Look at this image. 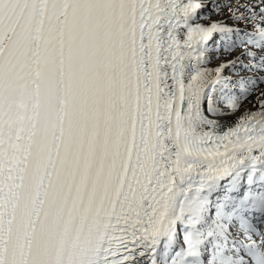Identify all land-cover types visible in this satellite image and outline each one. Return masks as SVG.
<instances>
[{"label": "snow or ice", "instance_id": "obj_1", "mask_svg": "<svg viewBox=\"0 0 264 264\" xmlns=\"http://www.w3.org/2000/svg\"><path fill=\"white\" fill-rule=\"evenodd\" d=\"M0 264H264V0H0Z\"/></svg>", "mask_w": 264, "mask_h": 264}]
</instances>
